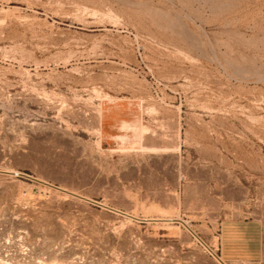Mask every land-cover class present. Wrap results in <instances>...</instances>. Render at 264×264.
I'll return each instance as SVG.
<instances>
[{"label": "rangeland", "instance_id": "obj_1", "mask_svg": "<svg viewBox=\"0 0 264 264\" xmlns=\"http://www.w3.org/2000/svg\"><path fill=\"white\" fill-rule=\"evenodd\" d=\"M0 264H264V0H0Z\"/></svg>", "mask_w": 264, "mask_h": 264}, {"label": "bare ground", "instance_id": "obj_2", "mask_svg": "<svg viewBox=\"0 0 264 264\" xmlns=\"http://www.w3.org/2000/svg\"><path fill=\"white\" fill-rule=\"evenodd\" d=\"M3 172V171H2ZM5 172V171H4ZM8 173V172H7ZM9 173H11V174H18L16 171H9ZM20 174V173H19ZM65 191V190H64ZM74 195V194H73ZM104 207H106V206H104ZM167 220V219H166ZM162 221V220H161ZM193 232V231H192ZM221 260V259H220Z\"/></svg>", "mask_w": 264, "mask_h": 264}]
</instances>
